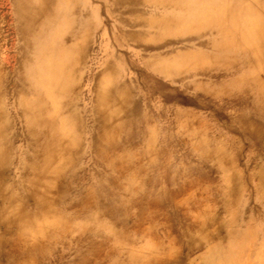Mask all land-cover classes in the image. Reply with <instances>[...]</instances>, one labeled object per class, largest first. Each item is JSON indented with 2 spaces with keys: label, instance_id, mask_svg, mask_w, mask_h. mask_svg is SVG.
Here are the masks:
<instances>
[{
  "label": "rangeland",
  "instance_id": "obj_1",
  "mask_svg": "<svg viewBox=\"0 0 264 264\" xmlns=\"http://www.w3.org/2000/svg\"><path fill=\"white\" fill-rule=\"evenodd\" d=\"M84 1L98 27L88 31L66 94L54 97L57 122L67 117L64 102L76 118L69 130L75 145L63 155L69 163L59 173L56 222L42 225L51 238L42 241L37 264H149L162 255L156 264H200L210 246L218 250L211 264H264V105L253 79L264 84V0ZM12 2L0 0L1 62L15 78ZM249 29L255 61L241 41ZM157 63L180 69L168 73ZM103 81L118 127L109 137L114 145L103 143L97 158L90 136L101 128L95 110ZM123 85L128 99L120 103L114 94L124 99ZM9 91L6 181L16 188L31 149L15 88ZM205 150L208 161L198 158ZM226 160L241 179L230 206L223 202ZM95 215L97 233L89 221ZM214 216L227 224L217 228Z\"/></svg>",
  "mask_w": 264,
  "mask_h": 264
},
{
  "label": "bare ground",
  "instance_id": "obj_2",
  "mask_svg": "<svg viewBox=\"0 0 264 264\" xmlns=\"http://www.w3.org/2000/svg\"><path fill=\"white\" fill-rule=\"evenodd\" d=\"M12 1L13 33L19 41L15 56L17 62L15 78L9 77L8 71L1 62L2 47L7 35H4V27L2 30V20H0V264H37L42 241L46 237L50 242L51 238L50 235L42 233V225L46 220H49L47 221L49 226H53L56 222L54 218L56 198L62 196L60 191L58 192L59 189L57 190L58 182L61 181L59 173L61 167L69 163L63 155L69 154L75 145V139L70 137L69 130L73 124L76 125V118L69 110V103L63 101L61 107L66 109L67 117H59L57 122L58 108L54 97L57 95L61 98V94H66L74 67L84 60L89 45L88 31L98 27V23L93 20L97 12L95 9H87L84 0ZM254 4L256 5L257 2ZM257 23L259 25L261 21ZM254 37L255 33L252 34L251 31L247 35L243 34L241 41L252 49L255 61L256 53L252 43L249 42ZM62 46H67L70 53L63 58L58 54ZM57 54L59 56L56 60L54 56ZM161 67L168 73L172 68L180 69L179 66L172 67L157 63L156 68L161 69ZM254 77H256L253 78L256 82L254 84H257V91L261 97L259 99L264 105V84L260 83L257 75ZM104 85L105 81L97 90L95 110L101 119L98 121L101 128L90 136L97 158L103 154V143L107 142L111 147L114 145L111 144L112 139L109 137L117 132L118 127L116 121L113 123L115 111H112L107 104L110 92L104 88ZM9 86L15 88L17 113L21 117L24 134L31 149V152L24 153L21 172L16 179L15 185H18L16 188L6 181L12 149V141L8 136L12 122L6 106V100L11 95ZM122 89L126 93L124 99L120 97L119 91L118 94H114L115 99L120 103L128 99L127 85H123ZM218 154L217 148L214 156ZM207 157L209 155L206 150L198 154L199 159L208 161ZM228 161L226 160V166L222 167L227 181L224 206H230L238 197L241 186L240 177L237 179L236 171ZM151 163L155 165L156 162L153 160ZM112 164H114L113 160L109 162L111 168H113ZM166 166L167 163L161 164L165 170ZM161 176L164 177V174ZM260 187L264 189V180L260 181ZM164 188L163 185L160 186V194H163ZM56 192H58L57 197ZM201 212L205 213L206 210L202 209L199 213ZM208 215L205 214L204 218H208L205 217ZM97 217L95 215L89 218V221L94 223L96 233L101 231ZM215 218L214 216L211 220ZM215 223L217 228L227 224L221 220H215ZM203 225L201 220L200 226ZM217 235L219 236L220 233L217 232ZM201 238L210 241L207 234L202 235ZM217 256L218 250L210 246L200 264H211ZM165 258L166 255L156 256L149 264H156ZM176 261L178 263V259ZM115 264L121 263L117 261Z\"/></svg>",
  "mask_w": 264,
  "mask_h": 264
}]
</instances>
